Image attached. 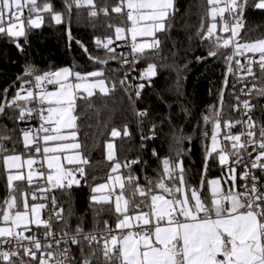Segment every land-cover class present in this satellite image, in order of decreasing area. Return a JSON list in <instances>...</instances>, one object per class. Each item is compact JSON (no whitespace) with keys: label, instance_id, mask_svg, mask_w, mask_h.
Instances as JSON below:
<instances>
[{"label":"snow or ice","instance_id":"snow-or-ice-1","mask_svg":"<svg viewBox=\"0 0 264 264\" xmlns=\"http://www.w3.org/2000/svg\"><path fill=\"white\" fill-rule=\"evenodd\" d=\"M207 5V30L203 31L202 21L197 35L202 41L211 42V47L207 56L197 57V61L216 58L223 54L220 49L231 48V54L225 55L228 65L225 87L229 74H238V80L250 77L253 83L251 87L246 85L240 90L241 96L247 98L241 100V96L233 93L236 98L233 110L241 111L242 105L243 115L248 117L246 120L221 121L223 89L220 93L221 108L213 106L201 115L205 126L212 125V131L210 145H204V175L200 186L190 185L186 180L183 150L177 148L175 160L171 156L161 158L153 149L152 155L160 161L162 172L158 173L154 184L146 177L147 186L142 187L138 177L131 173L132 166L139 164L140 159L121 164L116 160L113 143L109 142L106 145L107 160L112 163L107 182L91 187L93 227L86 229L85 220L81 219L72 228L71 213L66 219L65 209L55 196L51 197L50 206L39 201H47L53 190H70L73 185L79 186L81 179L87 180L86 166L90 161L77 142L78 116L74 114L77 100L93 97L95 89L109 95L116 90V82L108 87L103 69L82 73L62 67L41 73L34 65L26 64L22 74L16 77L19 86L11 98V88L2 90L0 116L11 110L13 115L8 118L14 124L27 122L36 115L41 123L37 129H19L24 149L20 154L15 153V148L13 154H7L6 143L12 140V135L7 125L0 130V158L8 173L7 194L0 201V264H264V122L258 124L250 115L255 107L250 102L252 96L264 97V38L239 42L249 0H207ZM251 6L264 11V0H253ZM73 8L77 11L89 9L91 18L100 13L110 15L107 5L98 7L94 0H63L64 11H57L50 0H43V3L39 0H0V36L9 38L23 52L20 38L26 43L28 32L39 29L46 15L55 25H61L67 12V35L71 42ZM25 9L28 12L26 19ZM175 11L174 0H117L111 6V13L118 14L126 26H115L114 39L126 40L130 35L132 59L138 62L146 50H160L161 41L156 34L171 27L169 21ZM226 13L230 21L225 19ZM138 37L150 40L138 42ZM114 39L110 35L104 39L94 38L96 47L105 50V59L93 56L81 41L77 40L76 44L94 64L107 65L109 60L117 59L112 46ZM249 53L252 55L248 56ZM119 59L122 64L128 63V57L123 53ZM255 66L262 74L259 83L256 82ZM157 74L155 63H148L140 72L139 84H128V73L124 74L119 84L128 94L130 104L135 106L143 99V90L152 85V78ZM48 85H52L54 90H48ZM81 92L87 93V97ZM160 98L164 99L163 96ZM134 111L143 149L144 142L157 138L158 127L154 120L148 121L150 127L145 134L143 129L150 109L134 108ZM181 111L191 115L187 107H182ZM237 125H243L244 130L233 134L232 129ZM64 130H68L66 134ZM10 131L14 134L17 129L14 127ZM204 135L207 139V131ZM111 136L129 137L128 125H124L122 132L113 128ZM184 139L183 129H180L179 134L174 135L175 143L181 144ZM216 159L221 173L227 172L223 180L207 179L209 163ZM237 166L243 168L239 173L242 181L239 186ZM122 168L129 169L126 178L114 175ZM24 182L33 189L31 202L28 190L20 187ZM126 184H135L131 200L125 196ZM117 187L119 193L116 192ZM154 189L166 193L168 198L154 194ZM205 191L210 195L204 196ZM137 194L143 198L140 203L134 202ZM140 204L149 210L143 211ZM105 206L115 214L114 228L109 220H104L103 228L100 227L99 217ZM48 208L49 216L44 219L42 213ZM54 222L63 227L57 231Z\"/></svg>","mask_w":264,"mask_h":264},{"label":"trees","instance_id":"trees-1","mask_svg":"<svg viewBox=\"0 0 264 264\" xmlns=\"http://www.w3.org/2000/svg\"><path fill=\"white\" fill-rule=\"evenodd\" d=\"M43 3V0H39ZM57 11H64L63 0H50ZM98 7L107 5L109 16L100 13L97 17L91 18L88 15L89 9L83 8L77 11L72 10L71 34L73 39L68 40L69 17L64 14V22L55 25L50 16H45L44 23L39 29H31L28 32V40L25 43L20 38V43L24 51L20 52L14 43L6 36H0V97L2 90L11 88V95L15 93L19 82L16 77L21 75L26 64L34 65L41 73L48 70H58L62 67L72 68L74 71H94L103 69L106 85L111 87L113 81L116 82V90L109 95L95 94L91 98L78 99L77 111L78 128L77 141L82 145V153L90 161L86 166L88 173L87 180L81 179L79 186L73 185L70 190H53L49 194L55 196L56 200L65 209V218L71 213V227L74 228L81 220H85L86 229L93 227V211L90 202L91 187L106 182L111 169V163L107 160V143L114 145L116 160L121 164L125 161L140 159V163L133 165L131 173L138 177L139 184L147 186L146 177L153 180V184L158 178V173L162 172V165L153 155L155 149L161 158L171 156L176 159V149L183 150V163L186 180L190 185L200 186L201 176L204 175V145H210L212 125H204L200 119L203 113L208 112L213 106L221 108L220 93L223 89V108L221 111V121L233 120L236 115L233 112V98L230 92V76L227 77L225 87V73L227 63L225 55L231 54L230 48L220 49L223 53L216 58H207L197 61V57H206L207 51L211 47V42L202 41L197 35L201 31L203 21V31L207 30L209 18L207 17V0H174L175 13L169 21L171 27L163 33H157V38L161 41L159 51L149 50L145 55H141L138 64L147 66L148 63H155L158 68L157 77L150 88L143 90V99L135 106L129 103L128 94L121 88L119 81L123 79L125 65L119 59L109 60L107 65H97L88 59V55L76 44L81 41L87 47L88 52L101 59L106 58L105 50H100L94 43V38L104 39L106 36L115 37V26H126L122 23V18L111 13V6L117 0H94ZM253 0H249V8L245 12V27L241 29L240 43L252 42L264 38V11L256 10L252 7ZM25 13L28 16L27 9ZM27 18V17H26ZM112 25L113 27H109ZM219 29V24H218ZM227 36V33H220ZM214 39V38H213ZM114 47V44L112 45ZM132 59V53L129 54ZM250 55H252L250 53ZM258 59V57H256ZM242 61V60H241ZM134 63V61H133ZM257 81L261 73L258 66L254 68ZM124 71V72H122ZM179 81V93H177V82ZM14 82H16L14 84ZM253 81L251 80V84ZM53 86H49L52 88ZM161 96L164 97L161 100ZM251 104L255 107L250 113L252 119L258 124L264 122V97L252 96ZM89 105H91L89 107ZM169 105L172 107L169 108ZM187 107L191 115H185L181 109ZM135 110L150 109L149 116L145 120L144 132L148 134L150 125L148 121L154 120L158 127L157 138L144 142L141 148V133L138 126V119ZM171 114V123L169 115ZM13 115L11 110L6 115L0 116V130L7 125L12 140L6 143L9 150L7 154H20L24 151L20 128H30L27 122L13 123L8 117ZM163 122V124H162ZM127 124L130 131L129 137L111 136V131L116 128L123 131ZM16 128L13 134L11 129ZM183 129L185 139L181 144H176L174 135L179 134ZM205 131L208 136L205 138ZM190 138V139H189ZM34 155V150H33ZM2 157V154H0ZM119 173L122 177L129 175V169L122 168ZM226 171L221 173V166L217 159L211 160L207 170V179H224ZM237 183L239 185V169L237 167ZM135 184L125 188V196L132 199ZM21 189L29 190L26 182L20 185ZM225 188L227 185L224 186ZM7 194V176L3 168V161L0 158V201ZM154 194H163L159 189H154ZM208 196V192H204ZM31 202V198H28ZM142 197L135 196V203H140ZM42 202V201H39ZM143 211L147 210L144 204H140ZM132 214H135L134 212ZM103 228V221L109 220L115 226V214L109 212L107 206L99 217ZM63 225L54 222V228L59 231Z\"/></svg>","mask_w":264,"mask_h":264},{"label":"built area","instance_id":"built-area-1","mask_svg":"<svg viewBox=\"0 0 264 264\" xmlns=\"http://www.w3.org/2000/svg\"><path fill=\"white\" fill-rule=\"evenodd\" d=\"M24 17H25V19L27 17V15L25 13V10H24ZM225 19L228 20V21H230V19H231L230 17H228L227 13L225 14ZM217 23L220 25L219 17L217 18ZM114 48H115V50L117 51L118 54L123 53L125 56L128 57V63L124 64L125 67L123 69L125 71V73H128V84H132V85L139 84L141 82L140 79H139L140 72L143 69H145L147 66L139 65L137 62L133 63V61L130 60L131 57H130L129 54H131V41L129 40V37H127L126 40H118L117 42L114 41ZM100 50H103V49L100 48ZM230 50H231V48H230ZM247 55L251 56L250 53L247 54ZM240 59L242 60L241 62L244 63V58L241 57ZM233 68L235 69V64L234 63H233ZM52 71H55V70H52ZM124 71H122V72H124ZM237 75L229 74L230 79H231L230 80V92H231V95H232V98H233V106L236 104L235 96H241V92H240L241 88H244L246 85H247V87H251V78L250 77L247 78L246 80H238L237 79ZM156 77L152 78V85H153V81H154V79ZM123 78H124V76H123ZM144 83L146 85L148 84L147 81H144ZM152 85L151 86H146L145 88H150V87H152ZM233 85H235V87H233ZM49 86H51V85H48L47 87L49 88ZM233 93H235V96L233 95ZM132 98H133L134 101L136 100L134 91H132ZM245 98H247V97L241 96V100L245 99ZM233 112L236 115L235 120H241V119L246 120L248 118L247 116L243 115L242 105H241V111L238 112V111H234L233 110ZM27 123L30 125V128L37 129V128H39L41 122H40V120L38 118V115H36L31 120L27 121ZM243 130H244V126L243 125H237L235 128L232 129L233 134H239ZM245 159H247V154H245ZM237 167L239 169V173H241L243 171V168L241 166H237ZM257 174L259 175V173H257ZM240 184H242V181H239V185ZM142 187H146V186L142 185ZM32 191H33V189H29L28 190V192H29V197L28 198H31V192ZM49 194H48V196H49ZM42 202H44V203H46V204H48L50 206L49 199L47 201H42ZM147 202L150 205V203H151L150 197H148V201ZM148 210L149 209L147 207L146 211H148ZM49 211H50V208L45 209V211L43 212L42 216H43L44 219L48 218Z\"/></svg>","mask_w":264,"mask_h":264},{"label":"rangeland","instance_id":"rangeland-1","mask_svg":"<svg viewBox=\"0 0 264 264\" xmlns=\"http://www.w3.org/2000/svg\"><path fill=\"white\" fill-rule=\"evenodd\" d=\"M217 25H218V23H217ZM41 26H42V25H41ZM128 37H129V40L131 41V37H130V35H129ZM144 40H150V38H141V37H138V42H143ZM114 41L117 42L118 40H115V39H114ZM257 57H258V56H257ZM70 79H71V78H70ZM48 90H50V91H51V90H54V87H52V88H48ZM94 93H95V94L103 95V94H101V93L99 92V89H95V90H94ZM80 94L83 95L84 97H87V93H83V92H81ZM95 94H94V95H95ZM64 131H65V133H67L68 130H64ZM210 143H211V142H210ZM107 152H108V149H107ZM107 152H106V153H107ZM34 155H35V151H34ZM217 161H218V159H217ZM218 164H219V163H218ZM35 167H38V165H36ZM225 171H226V170H225ZM114 175H121V174L118 172V173H116V174H114ZM226 175H227V172H226ZM121 176H122V175H121ZM107 179H108V178H107ZM214 179H215V178H214ZM106 182H107V180H106ZM106 182H104V183H106ZM116 192H117V193L120 192V189H119L118 187L116 188ZM113 200H114V199H113ZM113 208H114V205H113ZM42 215H43V213H42ZM0 226H2V225H0Z\"/></svg>","mask_w":264,"mask_h":264},{"label":"crops","instance_id":"crops-1","mask_svg":"<svg viewBox=\"0 0 264 264\" xmlns=\"http://www.w3.org/2000/svg\"><path fill=\"white\" fill-rule=\"evenodd\" d=\"M147 51H149V50H146V52H147ZM65 134H66V133H65ZM77 142H78V141H77ZM3 168H4V167H3ZM4 171H5V169H4ZM12 171L14 172L15 170H12ZM5 173H6V176H7L8 173H7L6 171H5ZM209 195H210V194L208 193V196H209ZM165 198H168V197L165 195ZM113 199H114V197H113Z\"/></svg>","mask_w":264,"mask_h":264}]
</instances>
